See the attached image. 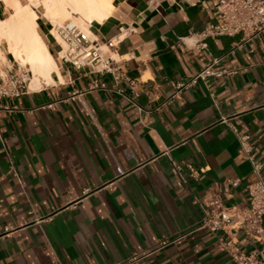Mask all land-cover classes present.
Masks as SVG:
<instances>
[{
    "label": "crops",
    "instance_id": "obj_1",
    "mask_svg": "<svg viewBox=\"0 0 264 264\" xmlns=\"http://www.w3.org/2000/svg\"><path fill=\"white\" fill-rule=\"evenodd\" d=\"M112 4L92 31L106 41L121 25L132 30L111 52L119 82L58 60L51 25L39 20L60 76L0 98V264H234L218 239L261 251L242 233L193 230L197 200L212 190L227 207L247 201L255 175L232 128L248 136L264 176V34L210 37L199 53L215 0Z\"/></svg>",
    "mask_w": 264,
    "mask_h": 264
},
{
    "label": "built area",
    "instance_id": "obj_2",
    "mask_svg": "<svg viewBox=\"0 0 264 264\" xmlns=\"http://www.w3.org/2000/svg\"><path fill=\"white\" fill-rule=\"evenodd\" d=\"M215 1V23L207 25L197 35V52L201 53L207 50V44L204 41L210 37H233L242 34L243 40L248 41L264 34V0ZM52 28L51 26L50 31ZM89 29L92 32L91 36L84 33L76 23L64 22L57 30L59 42L49 31L51 41L58 49L57 57L59 58V54L62 53L59 58L62 63L68 64L76 70L87 68L93 74H109L114 82H119L121 80L120 62L115 60L110 52H113L132 33V30L121 25L115 37L102 41L92 31V27ZM240 47L237 45L227 55L233 54L234 50ZM221 59H212L211 63L206 65L196 78L202 79L205 74H211V68ZM214 75L219 77L221 72L214 73ZM29 77L30 73L15 63L0 69V98H16L27 92ZM130 84L132 85V82ZM100 87L105 89L103 84ZM47 107L51 109L52 105ZM232 132L255 175V180L246 187L247 201L240 205L227 207L219 194L212 190L210 194L197 200L202 217L201 223L193 231L206 230L213 234L222 231L229 236L242 233L247 239L259 243L261 251L241 252L232 239H218L219 245L234 264H264V256H262L264 253V176L261 173V166L248 155V136L240 134L235 128H232ZM171 165L173 173L179 175L183 166L174 161H171ZM184 167L192 171L190 165L184 164ZM126 173L117 167L118 177L124 176ZM231 185L236 187L238 181L231 182ZM4 232L7 234L9 229L6 228ZM139 259L134 256L128 262L118 264H133Z\"/></svg>",
    "mask_w": 264,
    "mask_h": 264
},
{
    "label": "bare ground",
    "instance_id": "obj_3",
    "mask_svg": "<svg viewBox=\"0 0 264 264\" xmlns=\"http://www.w3.org/2000/svg\"><path fill=\"white\" fill-rule=\"evenodd\" d=\"M112 2L113 0H25V4H22L21 0H0L7 13L5 18H0V65L8 64L1 49L4 44L6 53L20 68L28 67V89L35 91L42 84H52V75L60 76L58 64L38 30V20L46 21L53 27L50 33L58 42L60 39L57 30L67 21L76 23L84 33L91 36L89 27L94 23L104 22L114 12ZM37 8L42 9L40 17L35 11ZM60 56L62 53L59 58ZM111 56L118 60L112 54ZM56 58L59 60L57 54Z\"/></svg>",
    "mask_w": 264,
    "mask_h": 264
},
{
    "label": "rangeland",
    "instance_id": "obj_4",
    "mask_svg": "<svg viewBox=\"0 0 264 264\" xmlns=\"http://www.w3.org/2000/svg\"><path fill=\"white\" fill-rule=\"evenodd\" d=\"M21 3L22 4H25V0H21ZM2 6H3V4H2ZM36 13H37V15L40 17L41 16V14H42V9L41 8H37L36 10ZM7 16V13L5 14V16H3L2 18H5ZM41 20V19H40ZM39 21V20H38ZM1 49H2V51L5 53V45L4 44H2L1 45ZM57 51V50H56ZM6 54V53H5ZM8 58H7V60H8V62H9V64L11 65V64H13L14 63V60L12 59V57L10 56V55H8L7 56ZM3 66L5 67V66H7V64L6 65H0V69H2L3 68ZM15 68H16V65H15ZM26 69H23V70H25V71H28L29 69H28V67H25Z\"/></svg>",
    "mask_w": 264,
    "mask_h": 264
},
{
    "label": "trees",
    "instance_id": "obj_5",
    "mask_svg": "<svg viewBox=\"0 0 264 264\" xmlns=\"http://www.w3.org/2000/svg\"><path fill=\"white\" fill-rule=\"evenodd\" d=\"M5 53H6V51H5ZM7 54V53H6ZM8 55V54H7Z\"/></svg>",
    "mask_w": 264,
    "mask_h": 264
}]
</instances>
